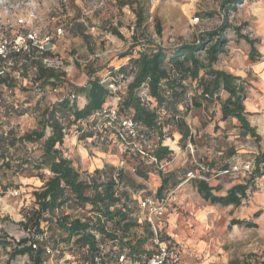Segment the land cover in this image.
Returning a JSON list of instances; mask_svg holds the SVG:
<instances>
[{
    "label": "rangeland",
    "instance_id": "rangeland-1",
    "mask_svg": "<svg viewBox=\"0 0 264 264\" xmlns=\"http://www.w3.org/2000/svg\"><path fill=\"white\" fill-rule=\"evenodd\" d=\"M31 0H27L30 3ZM36 8L38 22L34 23L35 29L50 22L55 17L57 22H52L50 30L59 24L65 25V34L61 39H55L57 52L64 56L77 55L78 62L67 78L70 86H84L88 80L86 70L90 67L97 70L95 76L106 74L115 66L120 64L119 59L132 43L135 47L129 53L137 56L138 51H151L156 46L166 50L180 44L191 43L204 31L216 29L222 22L220 5L225 0H32ZM26 0H0V21L7 23L13 21V13L4 12L3 8L12 10L19 3ZM3 3V4H2ZM3 7V8H2ZM143 11L144 22L141 26L136 25V13ZM198 17V23H192L194 17ZM13 18V19H12ZM228 23L240 29V34L254 40L255 48L259 55L256 61L248 60L250 46L240 39L232 29L224 33L223 52L217 56L213 64L215 70L232 74L245 82L246 99L243 104L245 110L252 114L253 127L261 137L255 141L249 135H243L239 123L235 119L220 120V102L227 98V94L219 92V101H201V107L190 106L193 97L202 93V82L209 81L210 76L206 70L199 72L197 79L186 78L182 84L186 89L183 103L176 106L179 116H183L187 128L192 134L189 139L182 142L181 135L172 129V126L164 127V134L171 137L172 141L178 142V152L166 158L169 164L159 171L154 165L144 162L142 170H146V176L140 177L132 170L137 168V162L133 157L126 155L121 146L114 140L105 142L80 141L76 137L72 118L63 120L66 125V137L63 145L57 147L64 157L72 162L79 163L83 159L82 148L87 149L88 164L82 171H91L96 165L92 162L100 161L121 168L127 178L134 181V186H122V191L128 193L125 202L123 200L116 204L117 209L125 207L127 218L133 221V225L125 232L121 225L104 221L109 234L114 237L126 238L128 244L138 240L141 236L149 238V227L144 219V213L139 209L138 201L143 197L153 196L156 188L161 183V172L164 176H170L171 182H177L170 188L166 195L171 194V205L164 218L170 220L163 236L166 240L175 242L180 250L181 264H261L264 262V176L255 179L251 192H248L249 201L251 194H259L258 208L259 217L248 213L250 205L243 201L239 208L212 209L197 194L195 182L197 177L187 180V173L202 177L210 184H220L226 189L242 181H250L249 174L242 176L239 173L219 174L210 173L206 175L197 171V165L214 163L215 167L224 164L240 166L249 162L254 166L255 157L258 152L264 153V0H243L235 10L229 12ZM71 25V26H70ZM134 27L133 32L130 30ZM76 27L77 34H73L72 28ZM115 29L119 37L110 31ZM210 46L207 45L206 48ZM196 57L207 64L206 52L201 51ZM89 58H92L89 60ZM90 61V62H89ZM115 61L114 65L111 62ZM129 64V62H128ZM90 66V67H89ZM21 87L13 96L21 100L29 97L30 106L28 115L20 117L19 112L14 113L9 109L10 95H0L5 98L6 103L0 106V132L11 128L14 135L22 136L24 133L40 129V120L44 109L48 108L55 96H47L42 102H35L33 94H26ZM60 96L65 95L68 89L60 90ZM8 98V99H7ZM79 104L80 101L78 100ZM9 103V104H8ZM20 113H23L22 111ZM170 114H167L166 118ZM20 117V118H19ZM55 117H59L55 114ZM255 125V126H254ZM10 130V131H11ZM9 132V131H8ZM46 137L50 133L49 127L45 129ZM43 140L35 143L16 144L12 162L6 168L0 157V264H23L24 255L11 257L19 241L25 239L24 229L26 218L22 211L27 205L29 194L39 188V184L46 178L36 168L24 165L23 171H18L17 160H24L29 154L35 161L42 154ZM97 141L96 138L93 139ZM193 150L190 151L187 145ZM121 163H124L123 165ZM86 165V164H84ZM122 165V167H121ZM144 165V166H143ZM80 168V167H79ZM32 175L35 181L24 178ZM39 181H38V180ZM13 189H20L21 195L14 197L10 195ZM220 192V193H222ZM120 193V192H119ZM247 203V204H246ZM253 204V203H252ZM245 207V209H244ZM91 207L87 205L84 210H65L73 217L82 219L91 216ZM242 210L244 212H242ZM242 218L255 224L256 227L246 228L242 225H232L233 219ZM46 226V224H44ZM55 237L46 242L56 252L54 257H44L43 261L49 264H85V248H79L74 244L76 237L69 240L62 232L53 233ZM51 233L49 231L48 236ZM102 244L101 235L94 232ZM97 240V239H96ZM111 238L105 239L103 245ZM129 246V245H128ZM144 254L145 248H151L150 242L146 240L141 245H134ZM110 244L105 249H110ZM113 250V249H110ZM117 252V250H114ZM143 252V253H142ZM111 257L113 254H108ZM84 258V259H83ZM31 264L33 260L30 257ZM89 263V261H88Z\"/></svg>",
    "mask_w": 264,
    "mask_h": 264
},
{
    "label": "trees",
    "instance_id": "trees-1",
    "mask_svg": "<svg viewBox=\"0 0 264 264\" xmlns=\"http://www.w3.org/2000/svg\"><path fill=\"white\" fill-rule=\"evenodd\" d=\"M242 1H223L220 5L222 15L221 24L214 30L200 33L191 43L180 44L169 51L160 46H156L149 52L139 50L136 57L129 54L135 47V43H132L121 54L120 58H129V64L127 62V65L120 66L117 72L126 73L130 70H135V78L126 91L122 102L119 104V111L121 114L131 117L143 127L142 131L145 133L148 143V147L146 148L144 146V148L147 150L148 155L158 160L166 159L173 155V152L162 144L164 137H167L163 133L165 126H172V129L181 135L182 142L187 139L190 142L192 141V134L187 128L183 116H179L176 106L179 103H183V99L186 96V89L182 84L183 80L188 77L197 79L201 70H206V74L210 76V80H204L202 82V93L198 98H191L190 106L199 108L201 107L202 100L208 101V99H212V101H219V92L222 91L227 94V98L220 102V120L235 119L242 129L243 135L247 134L255 141H260L261 137L256 133L257 129L251 126L249 122V117L252 114L245 110L243 104L246 99L245 82L232 74L213 68L217 56L223 52L224 33L227 29H232L240 39H243L250 46L248 60L251 63H254L256 57L259 55L255 48L256 42L240 34L239 28L232 27L228 23L229 12L235 10L237 5ZM143 22L144 15L143 11L140 10L136 13V25L141 26ZM75 30L76 27H73V34L80 35ZM110 32L117 37L120 36L115 29H112ZM209 44L210 46L206 48ZM201 51L206 52V65L196 57V54ZM85 72L88 80L84 86H70V83L63 75L44 69L38 70V80L46 82L54 78L61 90L68 89V92L71 91L79 97L83 96L87 102L80 108L77 105V101L71 103L68 97L63 95L62 100L54 104L51 109H44L39 122V130H33L18 137L14 135L12 130L6 136L1 133L0 157L3 165L8 168L10 167L9 163L12 162L13 154L16 151L17 143H35L44 139L42 154L36 161L29 154H27L24 160L19 159L16 161L18 165L16 169L20 172L24 170L23 166L27 165V167L31 166L37 170L47 168L53 174V177L40 183L39 188L34 189L29 194L27 205L22 206V211L26 218L24 225L26 228L32 230L34 234H42L44 232L42 223L46 224L44 228L47 229L48 233L49 231L51 233L48 239H53L55 237L53 233L55 232L66 234L68 240L73 236H77L74 244L79 248H86L87 246L84 258L90 259V253L92 254L97 251L94 237L87 232L88 229H93V227L90 226L89 221L84 222L79 218L72 219L71 214H66L62 211V208L67 207L73 210L85 208L86 205H90L94 211L104 215L107 221H111L117 225H121L122 223V229L126 232L133 225V221L127 218L128 215L123 213L121 209H117L116 204L120 203L121 200L125 202L128 193L124 191L120 193L119 197L115 196L117 185L113 180V176L118 174L120 183L126 187L130 185L134 186V181L127 178L123 170L110 164H104L102 168L95 169L91 173L89 180H86L72 166L71 160L63 157L61 152L55 148L57 144L60 146L64 142L65 133L63 131L67 128L63 124V120L65 121L70 116L73 117V122L87 120L92 114L102 108L109 97L105 85L100 83V76H95L97 70L90 67ZM2 81L4 80H0V83ZM144 83H147L150 89L153 103L152 109H146L141 106L136 97V91ZM4 103H6L5 99H0V106L4 105ZM9 109L17 113L12 109L11 104H9ZM55 114H58L59 117H55ZM167 114H170L168 118H166ZM158 122L161 124H158ZM47 127L50 129V133L46 137L45 129ZM91 137H93V132L79 136L78 140L86 141L87 138ZM92 143L97 144L94 140ZM166 144L175 152H178V146L174 141L167 140ZM130 154V157H133L137 162V168H135L136 175L145 177L146 170H142L141 168V165L144 163L143 160L134 152H130ZM198 165L204 169L207 168L206 175L208 176H210L211 172L220 173L228 171L233 166L231 164H224L220 167H215V164L212 162L207 164V167H204L201 163ZM198 165L196 168L197 171L203 173L204 170L200 171ZM158 173L161 175V183L156 188V196L162 197L177 182L170 183V176L166 177L161 172ZM249 175L250 181H247V184H235L227 189L225 195L222 196L214 195V193H220L222 191V186L219 184L211 186L210 183L202 179L195 182L196 190L199 194H202L205 201L211 204L239 207L241 205V199L245 197L249 183H253L255 179L264 176V153L258 152ZM24 179L36 180L32 175ZM111 207L114 209L111 210ZM56 209L60 210V212L56 213ZM259 215L260 213H255L254 217L257 218ZM230 223L232 225H242L246 228L256 227L255 224L240 219H233ZM95 229L104 232L103 226H97ZM146 233L147 231L145 229L144 238L139 237L138 240H134L128 244L131 248L130 250L135 255L140 251L132 245L136 242L140 245L145 242L148 239ZM148 235H150V232ZM103 236L116 239L109 233H103ZM18 243L19 245L16 246L17 249L15 248L11 254L12 258L16 255L29 254L34 264H41L45 257L42 247L46 242H42L35 253L32 252L31 247L25 246L26 239H22ZM261 264H264V262Z\"/></svg>",
    "mask_w": 264,
    "mask_h": 264
},
{
    "label": "built area",
    "instance_id": "built-area-1",
    "mask_svg": "<svg viewBox=\"0 0 264 264\" xmlns=\"http://www.w3.org/2000/svg\"><path fill=\"white\" fill-rule=\"evenodd\" d=\"M3 10L6 13H13L14 20L12 22L8 21L7 23L0 21V80L5 81L0 83L1 95H10L11 98L8 101L10 102L12 109L19 113L21 111L23 112L19 115L20 117L28 115V107L30 106L31 101L29 100V97L18 100L13 96L15 91L19 90L21 87H23L22 90L26 94H33L35 102L38 103L42 102L47 96H55L56 98H54L48 106V109H51L54 104L62 100V96L59 95L61 93L60 86L54 78H51L46 82L38 80L37 74L38 70L44 69L61 74L67 79L74 69V64L79 61L75 54L70 55L69 57H64L57 52V46L54 41L55 39H61L64 36L66 24L55 25L53 30H50L51 23H56L57 20H59V18L56 19L55 17H52L49 23L43 24L38 30L35 29L34 23L38 22V18L32 0L30 3H28L27 0L24 3L20 2L16 8L12 7V10L8 11L7 8H3ZM198 21L199 18L196 16L193 18L192 23L196 24ZM130 30L133 32L134 27L132 26ZM118 69L119 68H113V70H108L106 74L100 76V83L105 85L109 97L102 108L92 114L87 120L73 122V126L76 129V137L79 138V136L83 134L93 132V137L87 138L88 141H93L94 138H96V142H105L108 139L114 140L129 157L131 156L130 152H134L141 158V160H143V162L152 164L157 170L162 171L169 164V161L166 159L158 160L157 158L148 155L147 150L144 148V146H146V148L148 147V143L146 141V135L142 131L143 127L136 123L131 117L123 115L119 111V104L122 102L126 91L134 81L135 70H130L126 73H118ZM65 97H68L71 103L78 101L79 99V96L71 91L67 92ZM136 97L141 106L146 109L153 108L152 97L147 83L142 84L136 91ZM0 99H6V97H0ZM70 118L73 117L70 116ZM158 124L161 123L158 122ZM10 130L11 128H8L7 131L0 132V134L3 133L6 136ZM63 132L66 137V130ZM167 140L172 141V138L164 137L162 144L167 146L173 153H176L168 144H166ZM57 147H59L58 144L55 148L58 149ZM187 148H189L190 151L193 150V147L190 144L187 145ZM121 164L123 165L124 163ZM118 169L122 170L121 168ZM198 169L200 171L204 170L200 165H198ZM132 170L135 172L134 168ZM250 170L251 164L246 162L242 166L233 165L230 170L220 172L219 174L225 175L239 173L242 176H245L246 174H250ZM39 171L46 177L43 179V182L53 177V174L47 168L40 169ZM93 171L89 172L80 170L78 172L83 178L89 180ZM186 176L187 180L196 177L198 179L202 178L193 175L192 172L187 173ZM113 180L117 185L115 196L119 197L122 191V183H120L119 175L115 174ZM10 195L14 197L20 196L21 191L20 189H13L10 192ZM171 201V194L157 197L156 190L153 196L143 197L138 201L139 209L144 213V219L149 227L150 236L147 240L151 245V248H145L143 251L144 254L139 255L141 259H138V256L130 250L131 248L128 246V240L126 238H111L107 244L109 243L111 247L110 249L113 250L105 249L107 244L103 245V243L108 237H104L103 233L108 234L110 232L107 230L106 226H103L106 218L100 212L94 211L90 208L92 211L90 212L91 216H88V218L85 216V219L73 217L79 218L84 222L89 221L90 226L93 227V229H88L87 232L94 237L97 251L92 254L90 253V259L88 260L89 263L86 261L85 264H181L179 247L175 242L173 243L166 240L163 236V222H165L163 220L168 212L169 206L171 205ZM67 209V207H64L62 208V211ZM84 209L85 208H79L73 210L78 211ZM113 209L114 208L111 207V210ZM122 211L126 212V209L123 207ZM55 212L59 213L60 210L56 209ZM65 213L70 214L69 212ZM97 226H103L104 232L95 229ZM42 228L44 229L42 234H34L29 228L24 229L26 239L25 246L31 247L33 253L39 249L42 242L45 243L48 240V232L47 229L44 228V223H42ZM94 232L101 235L102 244L98 243L99 238L94 235ZM73 237H76L75 240L77 239V236ZM42 248L44 255L50 257L51 260L56 251L53 248H50L47 242ZM114 250H117V252H114ZM113 253V257L108 255ZM22 259L23 264L32 263L29 254H25ZM49 263L50 261L41 262V264Z\"/></svg>",
    "mask_w": 264,
    "mask_h": 264
},
{
    "label": "crops",
    "instance_id": "crops-1",
    "mask_svg": "<svg viewBox=\"0 0 264 264\" xmlns=\"http://www.w3.org/2000/svg\"><path fill=\"white\" fill-rule=\"evenodd\" d=\"M90 59H92V58H89V60ZM128 60H129V58L128 57H124V58H121V59H119V62H120V64H118V66H115L114 67V69L115 68H119L120 66H123V65H127V62H128ZM90 62V61H89ZM112 64H109V65H114L115 64V61H112L111 62ZM116 65V64H115ZM79 101H80V104H79V102L77 101V105L80 107V108H82L85 104H86V99L83 97V96H80L79 97V99H78ZM251 118H252V116H250L249 117V122H250V124H251V126H253V124H252V121H251ZM255 126V125H254ZM257 129V128H256ZM175 142L177 143L176 145H178V142L175 140ZM83 150H84V153L85 154H83V152H81V156H82V160H81V162H79V163H76L75 164V162H72V166L75 168V169H77L78 171H80V170H82L84 167H86L87 166V164H88V162H87V160L89 161V159H87V149H85V148H82ZM178 149H179V147H178ZM60 152H61V150H59ZM61 154H62V156L64 157V155H63V153L61 152ZM93 163V165L95 164L96 165V167L95 168H93L91 171H93V170H95V169H100V168H102L103 167V163L101 162V160L100 161H97V162H92ZM84 164H86V165H84ZM80 167V168H79ZM86 171V170H85ZM91 171H89V172H91ZM27 181H28V183H29V181H34L33 179H26ZM239 183H243V184H247V181H242V182H239ZM211 186H216V185H218V184H210ZM220 185V184H219ZM251 185V183H249V186L247 187V189H246V193H245V197L244 198H242L241 199V204L243 203V201H246V202H250L249 201V197H248V192H251V189H252V187L250 186ZM221 186V185H220ZM229 189V188H228ZM227 190V189H226ZM225 190V191H226ZM197 191V190H196ZM222 191H223V186H222ZM221 191V192H222ZM225 191L224 192H222V193H214V195H219V196H222V195H225ZM197 194L201 197V199L204 201V202H206V203H208V205L210 206V208H212V209H219V208H224V209H233V208H239V207H234L233 205H228V206H222V205H220V204H211L210 202H208V201H205L204 199H203V196H202V194H199L198 192H197ZM250 200H252L248 205H250V207H246V208H248L249 210H248V213L250 212L251 213V215H253V214H255V213H260V210H259V208H258V203H259V201H260V195L259 194H255L254 195V193H252L251 194V197H250ZM253 203V204H252ZM247 204V203H246ZM244 209H245V207H244ZM242 212H244L243 210H242ZM236 219H240V218H236ZM242 219V218H241ZM240 219V220H241ZM170 220H166V224H164V228L163 229H166V226L167 225H169V222ZM246 221H247V219H246ZM168 227V226H167ZM164 231V230H163Z\"/></svg>",
    "mask_w": 264,
    "mask_h": 264
}]
</instances>
